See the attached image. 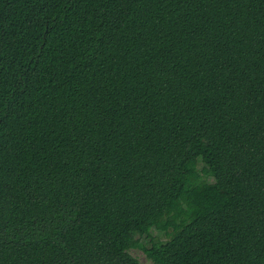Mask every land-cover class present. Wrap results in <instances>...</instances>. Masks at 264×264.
<instances>
[{"label":"trees","instance_id":"trees-1","mask_svg":"<svg viewBox=\"0 0 264 264\" xmlns=\"http://www.w3.org/2000/svg\"><path fill=\"white\" fill-rule=\"evenodd\" d=\"M133 250L264 264V0H0V264Z\"/></svg>","mask_w":264,"mask_h":264},{"label":"rangeland","instance_id":"rangeland-1","mask_svg":"<svg viewBox=\"0 0 264 264\" xmlns=\"http://www.w3.org/2000/svg\"><path fill=\"white\" fill-rule=\"evenodd\" d=\"M154 234L158 236L160 235V233L156 231ZM131 254L139 260L140 264H154L142 250H133L131 251Z\"/></svg>","mask_w":264,"mask_h":264}]
</instances>
